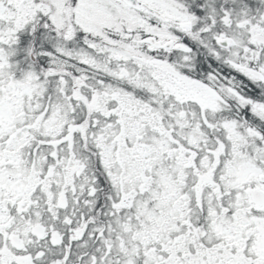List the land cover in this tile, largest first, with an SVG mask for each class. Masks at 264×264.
I'll use <instances>...</instances> for the list:
<instances>
[{
    "label": "snow or ice",
    "instance_id": "6c2138e0",
    "mask_svg": "<svg viewBox=\"0 0 264 264\" xmlns=\"http://www.w3.org/2000/svg\"><path fill=\"white\" fill-rule=\"evenodd\" d=\"M0 264H264V0H0Z\"/></svg>",
    "mask_w": 264,
    "mask_h": 264
}]
</instances>
